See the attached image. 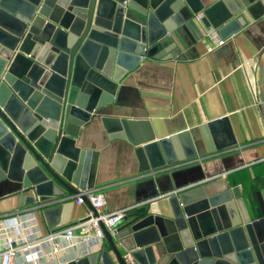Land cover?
<instances>
[{"label":"water","instance_id":"obj_1","mask_svg":"<svg viewBox=\"0 0 264 264\" xmlns=\"http://www.w3.org/2000/svg\"><path fill=\"white\" fill-rule=\"evenodd\" d=\"M242 10L257 19L264 0L206 8L197 0H0V190L15 185L9 193L22 194L21 206L41 210L48 228L65 226L69 218L56 215L70 203L60 201L94 186L98 153L77 145L94 117L109 139L134 148L137 174L169 182L174 165L196 155L187 132L155 139L145 122L96 114L143 57L195 32L194 15L226 39L247 24ZM224 123L199 127L208 152L234 144L214 145V128ZM158 192L168 198V217L117 224L103 232L112 258L104 248L67 264H127L126 255L136 264H264V217L251 221L241 199L218 207L205 186Z\"/></svg>","mask_w":264,"mask_h":264},{"label":"crops","instance_id":"obj_2","mask_svg":"<svg viewBox=\"0 0 264 264\" xmlns=\"http://www.w3.org/2000/svg\"><path fill=\"white\" fill-rule=\"evenodd\" d=\"M197 1L206 8L217 0ZM241 14L247 24L226 39L194 15L195 32L175 35L167 47L143 57L119 79L112 102L96 114L145 122L155 139L187 132L196 155L176 163L169 182L155 185L137 174L134 148L125 140L109 139L97 117L81 129L77 145L98 153L93 189L103 192L104 211L127 209L118 226L141 214L168 217L166 194L155 193L169 184L173 189L205 186L218 207L231 196L242 200L251 221L264 217V15L253 19L246 10ZM220 119L225 123L214 128V145L234 144L208 152L199 127ZM12 189L11 184L0 190V252L8 238L29 245L16 251L13 264H67L104 248L111 256L104 239L100 245L81 243L76 230L65 242L59 233L91 211L88 203L77 205L73 196H65L59 205L70 203L69 209L58 211L56 218L65 214L67 224L48 228L41 210L21 206L22 194L9 193ZM210 217L215 224L216 214ZM51 233H57L56 253L35 242Z\"/></svg>","mask_w":264,"mask_h":264},{"label":"built area","instance_id":"obj_3","mask_svg":"<svg viewBox=\"0 0 264 264\" xmlns=\"http://www.w3.org/2000/svg\"><path fill=\"white\" fill-rule=\"evenodd\" d=\"M197 19V17H195ZM222 41H218L221 44ZM264 110V102L262 103ZM84 200L89 204L91 211L73 223L72 225L63 228L59 233H62L63 240L69 242L73 233L76 230L81 232L80 241L81 243L96 242L101 244L103 240V232L111 233L116 225L122 220L124 213L127 209H119L112 212L104 211L105 197L102 191L97 189H85L79 191L74 197V202L77 205L84 203ZM52 202H47L46 205H51ZM57 233L48 234L43 238L36 239V243L48 244L50 246L51 253H56L58 247L54 244V237ZM21 249H29V245L26 242L15 244L14 240L8 238L4 242L2 251L0 252V264H13V258L16 251ZM127 264H134L133 260L129 255L125 257ZM34 264V263H33Z\"/></svg>","mask_w":264,"mask_h":264}]
</instances>
